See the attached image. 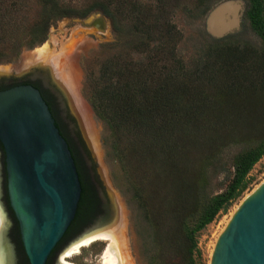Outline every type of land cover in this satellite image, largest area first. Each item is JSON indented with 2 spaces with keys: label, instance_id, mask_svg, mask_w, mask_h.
Here are the masks:
<instances>
[{
  "label": "trees",
  "instance_id": "obj_1",
  "mask_svg": "<svg viewBox=\"0 0 264 264\" xmlns=\"http://www.w3.org/2000/svg\"><path fill=\"white\" fill-rule=\"evenodd\" d=\"M181 4L182 0H0V62L14 60L24 48L43 43L63 17H86L100 10L112 19L116 33V42L108 49L112 53L97 68H87L84 93L105 125L110 158L120 165L154 236L160 226L147 205V197L153 195L147 184L150 170L163 174L178 170L207 117L211 90L218 100H229L246 87L264 92V0H248L245 13L262 41L260 50L248 44L241 49L233 41L218 44L193 70L177 49L182 32L172 16ZM241 103L215 102L226 118L215 121L216 125L227 120L233 124L231 112ZM232 141L239 143L240 138ZM263 157L264 130L235 157L229 186L181 217L178 232L172 234L178 243L173 249H163L157 238L152 247L145 245L141 253L147 263L201 264L199 233L243 195L249 174ZM80 178L82 197L68 230L77 228L95 210L88 212L91 190L81 174ZM187 190L184 184L181 196H187Z\"/></svg>",
  "mask_w": 264,
  "mask_h": 264
},
{
  "label": "rangeland",
  "instance_id": "obj_2",
  "mask_svg": "<svg viewBox=\"0 0 264 264\" xmlns=\"http://www.w3.org/2000/svg\"><path fill=\"white\" fill-rule=\"evenodd\" d=\"M227 1L232 0H182L180 9H177L172 16V21L182 32L177 46L178 54L190 69L193 70L196 62L202 61L204 56L208 55L218 44L233 41L241 49L246 44L259 50L262 48L260 37L252 31L245 16H243L240 26L223 38H216L209 32L208 24L211 14ZM240 1L247 3L248 0ZM33 14L37 15V8ZM124 35L126 36L125 40L129 42V35L126 32ZM115 42L116 33L112 19L98 10L86 17L59 19L50 28L48 38L43 43L32 48H24L20 56L14 60L0 62V69L5 70L0 71V74L9 76L11 70L20 72L27 66H33L30 65L31 63L36 64L37 51L44 45L48 46L51 53L61 54L62 66L66 67V71L73 76L87 114L89 132L72 106L73 100L68 90L62 83L60 85L57 82L53 66L44 64L49 66L51 78L68 99L69 110L74 119H70L69 116L67 119L70 121L69 125L73 133L78 128L85 142L80 157L84 179L91 190L89 191L88 212L95 208L90 219L76 229V237L70 240L65 249L55 256L53 264H58L63 255L66 263L102 264V258L108 246L106 241H96L90 246L82 248L81 252L74 257H66L65 253L89 233L106 229L113 224L116 216L114 211V216L111 217V203L115 205L114 199L118 201L122 209L125 224L124 244L126 246L124 245V248L132 264H148L147 257L141 252L144 251L146 244L152 247L156 238L163 249H173L178 243L174 241L172 234L178 232L181 217L192 207L198 210L209 199L223 192L229 186L234 174L235 157L251 147L264 130V92L246 87L229 100L227 98L218 100L211 90L206 110L207 117L202 121V127L200 125L196 130L194 144L188 149L186 148L184 160L182 159L178 170L174 172L172 169L171 174L163 171L167 177L163 173H158L154 168L150 170V182L147 184L150 189H153V195L147 197V205L153 210L152 217L160 226L154 236L153 229L145 221L140 204L134 199L132 187L126 180L120 165L114 163L110 158L105 142V125L96 115L84 93L87 68L89 66L97 68L98 62L104 56L112 53L108 50L111 49L109 45H113ZM105 44L107 46L103 48ZM44 65H39L42 67L40 70L37 69V74L46 77V74L41 70L45 69ZM215 102H242L237 109L231 112L233 124L227 120L216 125L215 121L226 118L221 115L225 111L218 108ZM65 128L69 132L68 126ZM237 137L240 138L239 143L232 141ZM2 162L3 155L0 152V202L8 224L6 239L11 246L15 263L30 264L23 248L19 226L7 201L5 171ZM248 180L249 187L229 211L220 213L206 229L199 233L198 242L202 252L201 264H210L217 235L226 227L242 200L264 181V157L255 165ZM184 184L188 189L187 196H181ZM92 192L96 196V200H94ZM99 224L103 225L90 232L86 231V229Z\"/></svg>",
  "mask_w": 264,
  "mask_h": 264
},
{
  "label": "water",
  "instance_id": "obj_3",
  "mask_svg": "<svg viewBox=\"0 0 264 264\" xmlns=\"http://www.w3.org/2000/svg\"><path fill=\"white\" fill-rule=\"evenodd\" d=\"M246 9L240 0L224 2L211 14L209 32L216 38L229 35L240 26ZM0 140L10 206L25 254L30 264H47L76 218L83 186L70 145L38 88L24 84L0 91ZM111 209L113 218L112 203ZM3 236L8 243L6 229ZM210 264H264V181L232 214Z\"/></svg>",
  "mask_w": 264,
  "mask_h": 264
},
{
  "label": "bare ground",
  "instance_id": "obj_4",
  "mask_svg": "<svg viewBox=\"0 0 264 264\" xmlns=\"http://www.w3.org/2000/svg\"><path fill=\"white\" fill-rule=\"evenodd\" d=\"M35 61L36 64L39 65L50 64L53 66L56 77L68 90V93L73 100L71 104L74 107L75 111L79 114L81 122L84 124L83 126H85V129L87 130V132H89L87 114L83 102L79 97L77 84L72 78L73 76H71V74L66 71L65 69L66 67L64 68L62 66L61 54L56 55L51 53L48 46L44 45L37 51ZM0 71H5V70L0 69ZM0 195H1V186H0ZM114 203L115 205H113L114 206L113 208L115 211L116 218L113 221V224L102 231H94L86 235L84 238H82L78 243H76L73 247H71V249H69L65 253L66 257H74L75 255H78L81 252L82 248L90 246L92 243L96 241H106L108 243V246L102 258V264H132L124 248L125 224H124L122 209L116 199H114ZM7 225L8 224H7L6 216L4 214V210L0 202V264H13V253H12V249L10 248L11 246H9L7 242L5 243L3 236V231L6 229ZM221 233H219L216 237L214 248ZM214 248L212 250V254L214 252ZM63 256L60 258V264H76V263L64 262L65 260Z\"/></svg>",
  "mask_w": 264,
  "mask_h": 264
},
{
  "label": "flooded vegetation",
  "instance_id": "obj_5",
  "mask_svg": "<svg viewBox=\"0 0 264 264\" xmlns=\"http://www.w3.org/2000/svg\"><path fill=\"white\" fill-rule=\"evenodd\" d=\"M30 65H33V66H27L26 68H24V70H21L20 72H17L16 70H11V74L9 76L5 75V74H3V75L0 74V91L9 89V88L17 86V85H24V84L33 85L40 90L43 98L45 99V101L47 102V104L50 107V110H51V112H52V114L56 120L58 127L60 128L61 133L65 136V138L67 139V141L70 145V148H71V150L74 154V157L76 159V163L78 166L79 173L83 177L82 179L84 180V185L87 186V183L84 179V171L82 168V161H81V157H80L82 150H83V146L85 145V142L81 136V132L79 131V129L77 128V130H75V133H73L72 128L69 125L70 121H69V119H67V116H69L70 119H74V116L69 110L68 99L66 98V96L64 95L62 90L58 87L57 83L54 82L53 79L51 78L50 72H49V66L44 65V66H46L45 69H41L46 74V77H44V75L37 74V69L40 70V68L42 66H39V65L34 64V63H31ZM57 82L60 85H62L59 79L57 80ZM64 124H65V126H68L70 133L66 130ZM76 127H77V125H76ZM70 128H71V130H70ZM0 152L3 155V162L2 163L4 166L5 179H6L5 180V182H6L5 193H6L8 204L10 205L9 196H8V187H7L8 186L7 170H6V163H5L6 155H5V149H4V146L1 142V140H0ZM10 209L12 210L11 206H10ZM12 212H13V210H12ZM13 214H14V212H13ZM14 216H15V214H14ZM90 217L88 218V216H86V218L81 222V224L79 226H76V227L78 228L81 225L83 226V224H85L88 221V219H90ZM15 220L19 226V223H18L16 217H15ZM77 228H75V229L71 228L70 230H68L66 232L64 237L61 239V241L58 243L57 247L52 252V254L48 260V264L50 263L49 261H51L53 256L58 251L62 250L61 247L63 245L69 243L70 240H73L76 237L77 234L74 231ZM104 229L97 230V231H102ZM19 232H20V228H19Z\"/></svg>",
  "mask_w": 264,
  "mask_h": 264
}]
</instances>
